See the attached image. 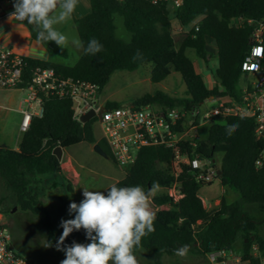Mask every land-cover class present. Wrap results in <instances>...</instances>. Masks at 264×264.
Instances as JSON below:
<instances>
[{"label":"trees","instance_id":"obj_1","mask_svg":"<svg viewBox=\"0 0 264 264\" xmlns=\"http://www.w3.org/2000/svg\"><path fill=\"white\" fill-rule=\"evenodd\" d=\"M8 1L14 3V0ZM166 2L89 0V11L74 19L82 45L78 59L73 64H65L26 56L28 67L49 66L63 77L96 83L101 91L113 71L133 70L148 63L153 82L172 71L178 72L185 86L183 94L176 96L156 89L142 94L133 104L150 102L188 112L199 107L211 94L237 98L244 74L241 62L251 46L249 38L255 27L264 25V0H180L174 12L179 25L185 26L198 16L199 19L186 31H180L177 38L173 36ZM115 16L121 18L127 38L117 35ZM25 23L31 37L37 40L35 28ZM92 38L103 45V51L95 56L84 52ZM207 39L212 40L217 58L215 82L210 86L185 53L186 48H191L206 63ZM39 42L58 56L67 55V49H61L55 42ZM137 51L143 54V59L134 61ZM106 104L121 103L108 100ZM42 105V114L31 117L16 150L0 146V180L13 205L32 214L43 213L38 222L46 231V240L57 243L63 229L50 216L40 197L46 188L57 184L50 178L65 180L66 190L73 189L52 149L56 145L65 149L80 142L97 143L114 164L116 161L105 140L94 135L92 119L80 123L73 118L69 96L48 93L43 96ZM225 124L239 127L229 136ZM254 127L252 117L230 115L207 122L205 136L192 137L194 146H189L188 139L180 141L181 151L194 147L202 158L221 154L219 174L215 178L223 187L238 193L234 201L229 202L222 196L217 206L207 209L198 195L205 183L186 164H182L176 177L181 196L173 201L166 190L174 180L173 151L160 143L141 146L134 161L124 168V176L110 184L140 185L146 189L153 182L159 183V191L151 200L156 213L155 231L142 239L141 249L146 251L151 264H164L163 256L176 255L174 250L183 245L190 246L188 253L204 256L214 249L233 246L237 240L243 256L249 254L252 242H257L264 255V235L258 233L264 225V216H255L245 209L249 204L264 205V155L260 157L264 138L255 135ZM110 185L104 188L105 192ZM4 198L0 195V207ZM80 240L89 241L83 229L74 230L64 243L71 245Z\"/></svg>","mask_w":264,"mask_h":264},{"label":"built area","instance_id":"obj_2","mask_svg":"<svg viewBox=\"0 0 264 264\" xmlns=\"http://www.w3.org/2000/svg\"><path fill=\"white\" fill-rule=\"evenodd\" d=\"M157 2L158 0H149ZM175 6L180 0H173ZM15 9L12 10V13ZM2 9L0 6V15ZM264 25L254 28L249 41L250 49L241 62L244 74L240 81L237 98L228 94H211L199 107L190 111L167 108L156 103L120 104L108 106L99 100V86L96 83L63 77L52 67L35 66L29 68L25 55L15 52L0 42V90L24 89L19 100L21 119L19 130L25 131L32 116H40L43 110V96L54 94L69 96L72 101V116L80 121V116L89 109L92 123L99 126V137L103 138L116 161L123 169L134 161L137 150L151 143H160L173 151L172 165L174 180L167 187L173 201L180 198L176 177L182 164L195 170V177L203 183L211 182L217 175L214 158H202L194 147L181 151V140L188 139L194 146L193 136L196 128L213 119H223L230 115L249 116L254 119L256 136L264 138V45L262 32ZM264 155V147L260 157ZM261 159L256 160L259 165ZM209 264H264V255L257 242L250 245L249 254L243 256L233 246L221 247L204 255ZM0 264H34L13 248L12 236L6 228L0 213Z\"/></svg>","mask_w":264,"mask_h":264},{"label":"rangeland","instance_id":"obj_3","mask_svg":"<svg viewBox=\"0 0 264 264\" xmlns=\"http://www.w3.org/2000/svg\"><path fill=\"white\" fill-rule=\"evenodd\" d=\"M166 6L168 16L172 25V32L175 38L178 37L180 29L179 23L174 17L175 5L173 0H167ZM116 33L121 37L127 38L128 35L124 30L121 18L115 16ZM194 21L186 24L184 28H188ZM208 61L205 63L200 58L194 59L193 64L197 72H199L207 85H212L215 82L214 72L217 66V58L213 49V42L207 39ZM186 54L191 57L192 51L186 50ZM54 58L63 63L73 64L76 61L77 54L75 48L65 57L53 55ZM241 81V80H240ZM184 83L178 72L172 71L169 75L158 82H153L150 79V64L145 63L133 70H115L113 71L107 83L101 90L102 96H108L109 100L117 101L121 104H129L146 92H153L156 89L163 90L172 95H182L184 91ZM25 94L24 89H8L0 90V99L7 100L8 105L16 106L21 97ZM102 102H105L99 99ZM107 102V101H106ZM10 114V113H9ZM9 114L5 117L8 126L10 127ZM4 119V120H5ZM207 122L199 125L195 133L199 137H204L206 134ZM94 135L98 138L100 134L98 124H93ZM9 146L11 144H8ZM7 148V147H6ZM12 149V148H8ZM220 153L214 156L215 162L218 164ZM60 166L65 173L68 168H75L80 176L77 182H70L73 191L66 190L67 182L62 179L50 178L57 184L55 187H48L44 194L40 197L43 205L48 210L50 216L58 223L61 220L74 218L75 213L69 212V205L72 202L79 203L84 199L83 190L104 191V188L114 181L122 178L125 170L122 167L114 164L109 158H106L93 149V143L80 142L63 150L60 159ZM65 170V171H64ZM70 176V175H68ZM70 178V177H69ZM6 190L0 180V195L5 196L3 204L0 207V213L5 221L6 228L12 236L14 250L20 255L28 258L34 264H60L66 258L65 252L57 250V243L47 242L46 231L38 222V218L43 213L32 214L29 211H23L16 205H13L10 198L7 197ZM198 195L202 198L203 205L210 209L217 206L222 196L231 202L238 199V193L229 187H223L218 178H214L210 184H205L198 190ZM7 211L6 208L10 207ZM152 207V205H151ZM245 209L255 215L264 216V205L249 204L245 205ZM152 210L154 208L152 207ZM260 235H264V225L258 230ZM90 241L80 240L79 243H89ZM240 242L237 240L233 244L235 250L239 249ZM142 262L150 264L147 256L143 255ZM164 264H209L202 254L188 253L184 257L178 255L163 256Z\"/></svg>","mask_w":264,"mask_h":264},{"label":"clouds","instance_id":"obj_4","mask_svg":"<svg viewBox=\"0 0 264 264\" xmlns=\"http://www.w3.org/2000/svg\"><path fill=\"white\" fill-rule=\"evenodd\" d=\"M79 0H14L15 11L10 14L17 21L32 25L41 42H55L61 49L68 45V37L56 27L73 18ZM72 43L81 46L78 39ZM103 45L95 38L88 41L84 52L97 55ZM78 59V57H76ZM137 51L133 60H142ZM75 61H73L74 63ZM243 118V114H241ZM238 124H225L229 136L238 129ZM159 191V183L153 182L145 190L140 185L109 186L107 191L84 189V199L69 205L74 218L61 220L63 232L57 242V250L65 252L66 258L60 264H139L137 252L142 249V239L155 231L156 213L151 200ZM83 229L89 243L65 240L74 230ZM189 245L175 249V254L184 257Z\"/></svg>","mask_w":264,"mask_h":264},{"label":"crops","instance_id":"obj_5","mask_svg":"<svg viewBox=\"0 0 264 264\" xmlns=\"http://www.w3.org/2000/svg\"><path fill=\"white\" fill-rule=\"evenodd\" d=\"M0 6L2 9V14L0 15V42L2 44L10 47L15 52H18L28 57L38 58V59H43V60H52L58 63H63L53 57V55H56V54H54L49 49H47L38 40L33 39L31 37L30 30L25 22L21 23L17 21L14 17L10 16V14L12 13V10L14 9L12 2H9L8 0H0ZM88 11H89V0H79L78 6L73 14V18L67 23L59 24L56 26L59 31L63 32L68 37V45L65 47L67 49V55L59 56V57H62V58L67 57L73 50V47L75 48L77 57L80 56L82 52V45L80 47H76L72 43L74 39L79 40L77 31L75 28L74 19L79 16L84 15ZM198 19H199V16L194 18L192 21L196 22ZM178 29H180V31L187 30V28H184V26H181V25L178 26ZM187 49H190L193 53L191 57H189L186 54L191 60L198 58L195 55L193 49L191 48H186L185 53ZM65 64H68V63H65ZM3 90H8V89H3ZM99 99L103 101L109 100L108 96H102L101 91L99 93ZM7 114H9L10 121H12L10 127L8 126L7 123H5L6 122L5 117L7 116ZM21 115L22 113L19 110V101L17 105L14 107V106L8 105L6 99L5 100L0 99V146L12 148L14 150L18 148L19 139L22 133L18 128ZM8 144H11V145L9 146ZM63 150L64 149H62V154H63ZM62 172H63V169H62ZM63 174L69 180V182L71 181L77 182L80 176L79 172H77L74 167H72V169L68 168V170H66L65 173L63 172ZM76 203L79 204L78 201H76ZM143 255L147 256L146 251L140 250L137 252V258H138L139 264H145L144 262H142Z\"/></svg>","mask_w":264,"mask_h":264},{"label":"water","instance_id":"obj_6","mask_svg":"<svg viewBox=\"0 0 264 264\" xmlns=\"http://www.w3.org/2000/svg\"><path fill=\"white\" fill-rule=\"evenodd\" d=\"M93 114V110L92 109H89L86 113L82 114L80 116V121L81 122H85L87 121L90 116ZM93 149L98 152L99 154H101L102 156L107 157V154L103 151V149L97 144V143H93ZM52 153L57 157V159H61V155H62V148L61 146L59 145H56L53 149H52ZM217 174H219V171L217 172ZM150 188V185H148L146 187L145 190L149 189Z\"/></svg>","mask_w":264,"mask_h":264}]
</instances>
